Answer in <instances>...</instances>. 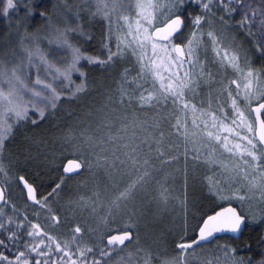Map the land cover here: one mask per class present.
I'll use <instances>...</instances> for the list:
<instances>
[{"label": "snow or ice", "instance_id": "snow-or-ice-1", "mask_svg": "<svg viewBox=\"0 0 264 264\" xmlns=\"http://www.w3.org/2000/svg\"><path fill=\"white\" fill-rule=\"evenodd\" d=\"M0 21V182L15 179L5 152L17 128L87 94L85 69L115 77L102 109L62 135L72 158L61 153L59 183L38 198L19 177L46 223L0 188V264H264V0H0ZM181 157L185 186L190 161L212 173L209 207L190 225L185 191L182 234L142 244L153 204L179 199ZM86 171L91 194L54 207Z\"/></svg>", "mask_w": 264, "mask_h": 264}, {"label": "rangeland", "instance_id": "rangeland-1", "mask_svg": "<svg viewBox=\"0 0 264 264\" xmlns=\"http://www.w3.org/2000/svg\"><path fill=\"white\" fill-rule=\"evenodd\" d=\"M73 2H79V0H73ZM2 43L3 38L0 41V44ZM85 70L88 72L89 78V91L87 94L71 103L67 101L61 103L55 115L49 114L47 119L39 123L36 127L28 124L16 129L15 135L9 142L8 149L5 152V164L11 168V172L14 174V177H16L9 184L1 182L3 188L6 190V197L8 199L10 198L16 201V194L21 196V189L17 185V175L24 174L28 178L30 176V178H33L40 184V173L47 170V168H51L48 165L51 164L56 168H58V166L61 167L64 160L61 158L62 152L68 158H72L64 152V146L61 143L62 135L68 131L70 126L79 123L81 118L86 117L90 110L95 111L97 109H102L103 105L106 103L104 89L101 85L112 86L115 77L110 75L109 72L102 71L99 68L89 67ZM77 83H79V80H77ZM129 111H131V109H129ZM139 115L141 117L148 116L150 118L152 112H141ZM93 119L98 118L94 117ZM138 134L142 135V133ZM126 135L128 137L132 136L131 129H129ZM97 151H99V149H97ZM45 152H47L51 158L49 161L45 160V162L42 163L39 161V155ZM184 166V160L181 157L179 164L173 165V171L179 168V172L175 173V181L169 180V187L173 189V197H178L179 199H174L172 203L168 205L167 210L162 208L158 209L156 205L153 204L151 213L147 218L141 220L140 229L143 224L148 226L146 223H149L151 227L157 228L160 224L173 222L174 220H180L185 217L184 208L180 203L184 198L185 191L188 204L187 215H199L201 211L209 207V201L205 198L207 196L205 177L212 173L203 166H198L194 169L193 163L190 161L188 164L187 184L185 186ZM93 171L96 170L94 169ZM53 176L54 175H51L49 179L52 180ZM102 177L103 172L101 171L99 173V178ZM94 183L95 181L92 175L88 172L84 175L81 186L70 187L65 183L64 190L60 193L59 203L54 204V207H60L66 204L69 199H78L80 196L90 195V190L94 187ZM46 184H49V182ZM43 196L46 195L38 196V198ZM23 197H25V195H23ZM203 200L206 201L201 205L200 202ZM25 201L26 199H24V202ZM41 212L46 213L43 210H39V214ZM61 217L63 218V213H61ZM44 222H47V220L44 219ZM192 223H195V221L193 220ZM59 231H67V228H61ZM173 231L174 230H172V232ZM189 231H191V229H189ZM178 234H181V231H178ZM175 236H177V234ZM153 237H156V233L152 234V239ZM152 241H157V238Z\"/></svg>", "mask_w": 264, "mask_h": 264}, {"label": "trees", "instance_id": "trees-1", "mask_svg": "<svg viewBox=\"0 0 264 264\" xmlns=\"http://www.w3.org/2000/svg\"><path fill=\"white\" fill-rule=\"evenodd\" d=\"M4 23L5 22L0 21V41L2 40V38L4 36V31H5ZM104 30H105V26L103 24L97 23V24L94 25L93 31H94V34L96 36V40H94L91 45H85V47L88 49L90 54L95 55V54H97L99 52V50H100V36H101V33ZM256 66L259 67V62H257ZM98 77H99V74H98ZM39 157H40L39 161L42 162V163L45 162V160L49 161V159L51 158V156L47 152L39 155ZM68 159H71V158H68ZM66 161H67V159H64L62 165ZM62 165L59 168H56V167H54L51 164L48 165V166H50L51 168H53L55 170H53L51 168H47V170L41 172L40 173L41 174L40 175L41 176L40 184H39V182H36L33 178H30V176H29V178L31 180L30 181L29 178L26 177V175H24V174L17 175V178H19L20 176H24L25 179H27V181L30 182L36 188V190L38 192V196L47 195L48 192H50L52 190V187H54V182L55 183H59V176L62 173L61 172ZM84 173L86 174L87 171L84 172ZM84 173H82L79 176H77V175L76 176H71V178L67 179L66 184H68L70 187L81 186L82 181H83V177L85 175ZM51 175L55 176V177L53 176L52 180L49 179V177ZM48 182H49V184H46ZM17 185L20 188L18 182H17ZM15 197H16V201L20 204L21 209H24L25 207L27 208L28 215L30 216V218L33 219V222H39V223H42V224L46 223V222H44V219H46L47 213H43V212H41L39 214V218H38V221H37V218L35 216V212H36V210H38V205L34 207L33 205H29L28 203L25 204V202H24L25 197H21L20 195L16 194ZM10 200H12V199H10ZM205 201L206 200L201 201L200 204L203 205L205 203ZM8 211H9V213H11V209L10 208L8 209ZM188 222H189L190 225L193 222L192 216L189 215V214H188ZM146 224L148 226H146L144 224H143V226L141 225L142 228L139 231V236H140L142 244H152L153 243L152 240L153 239L155 240L156 238H157V240L158 239H163L165 242L170 243L176 237L175 235L178 234V231H181V234H182V229H183V225H184V217L182 219H180V220H174L173 222L160 224L159 227H157V228L151 227L149 225V223H146ZM172 230H174V231L172 232ZM153 233H156V237H153V239H152V234ZM221 243H223V241H221ZM9 255H11V253H9Z\"/></svg>", "mask_w": 264, "mask_h": 264}, {"label": "water", "instance_id": "water-1", "mask_svg": "<svg viewBox=\"0 0 264 264\" xmlns=\"http://www.w3.org/2000/svg\"><path fill=\"white\" fill-rule=\"evenodd\" d=\"M64 164H67V161L64 163ZM63 164V165H64ZM63 165H62V169H61V172H63ZM72 176H76V175H72ZM18 181H19V178H18ZM19 184V183H18ZM19 186H20V188H22L23 186H22V184H19ZM0 188H3V186H2V184L0 183ZM24 195H25V199H26V190H25V193H24ZM29 205H32V203L31 202H27Z\"/></svg>", "mask_w": 264, "mask_h": 264}]
</instances>
